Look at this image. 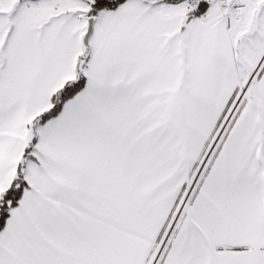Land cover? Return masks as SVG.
<instances>
[{
  "label": "snow or ice",
  "instance_id": "6c2138e0",
  "mask_svg": "<svg viewBox=\"0 0 264 264\" xmlns=\"http://www.w3.org/2000/svg\"><path fill=\"white\" fill-rule=\"evenodd\" d=\"M0 264H264V0H0Z\"/></svg>",
  "mask_w": 264,
  "mask_h": 264
}]
</instances>
